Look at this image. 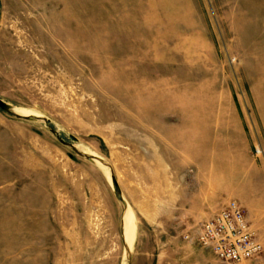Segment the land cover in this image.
I'll use <instances>...</instances> for the list:
<instances>
[{"label":"rangeland","instance_id":"obj_1","mask_svg":"<svg viewBox=\"0 0 264 264\" xmlns=\"http://www.w3.org/2000/svg\"><path fill=\"white\" fill-rule=\"evenodd\" d=\"M0 99V264H264V0H0ZM212 166L232 197L171 214ZM229 200L238 263L183 238Z\"/></svg>","mask_w":264,"mask_h":264},{"label":"built area","instance_id":"obj_2","mask_svg":"<svg viewBox=\"0 0 264 264\" xmlns=\"http://www.w3.org/2000/svg\"><path fill=\"white\" fill-rule=\"evenodd\" d=\"M183 238L209 249L222 262H241L252 259L261 252L244 208L229 200L207 220L186 233Z\"/></svg>","mask_w":264,"mask_h":264},{"label":"crops","instance_id":"obj_3","mask_svg":"<svg viewBox=\"0 0 264 264\" xmlns=\"http://www.w3.org/2000/svg\"><path fill=\"white\" fill-rule=\"evenodd\" d=\"M229 165H232V159L229 160ZM196 177L199 180L195 181L193 188L190 191H185L182 194L170 193L171 200L174 202L177 199L182 198L180 202L173 204L170 203L169 212L174 213H183L191 219H200L204 212H208L209 215L213 210H215L220 204L223 203L227 198L232 197V170L227 168H221L219 166L209 167L205 171L195 172ZM256 170H247L246 174L248 177L254 179ZM199 174V175H198ZM254 175V176H253ZM256 177V176H255ZM224 179L228 181V185L221 186L212 183V179ZM253 180L247 182L248 189L247 191L250 194H255L258 190L255 185L253 186ZM172 187V186H170Z\"/></svg>","mask_w":264,"mask_h":264},{"label":"bare ground","instance_id":"obj_4","mask_svg":"<svg viewBox=\"0 0 264 264\" xmlns=\"http://www.w3.org/2000/svg\"><path fill=\"white\" fill-rule=\"evenodd\" d=\"M11 111L15 114H23L22 109H20L18 107L12 106ZM123 216H124V218L128 224V229H125L124 239H125L127 246H131L132 242H133L132 241L133 240V233L135 232V231L133 232L134 226H135V222H134L135 220H134V216L132 215L130 208L127 205L124 207ZM128 248L130 249V247H128Z\"/></svg>","mask_w":264,"mask_h":264},{"label":"water","instance_id":"obj_5","mask_svg":"<svg viewBox=\"0 0 264 264\" xmlns=\"http://www.w3.org/2000/svg\"><path fill=\"white\" fill-rule=\"evenodd\" d=\"M11 108H12L11 105H9L8 103H5L4 101H2L0 99V109L1 110H5V111H8V112H12L11 111ZM69 139H71L72 141H76V138L74 136H72V135L69 136ZM60 141L64 142V140H62L61 138H60ZM112 187H113V192H114L115 197L119 201H121V202L124 203V200L122 198V194H121L120 188H119L118 184L116 183V181L113 178H112ZM122 225H123V236H124L125 229H128V224H127V221L125 220V218H124L123 215H122Z\"/></svg>","mask_w":264,"mask_h":264}]
</instances>
